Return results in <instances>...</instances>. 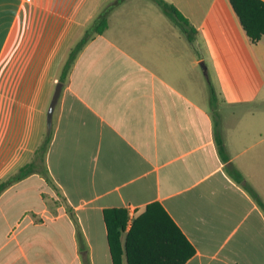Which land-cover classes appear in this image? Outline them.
Masks as SVG:
<instances>
[{
    "label": "crops",
    "instance_id": "crops-1",
    "mask_svg": "<svg viewBox=\"0 0 264 264\" xmlns=\"http://www.w3.org/2000/svg\"><path fill=\"white\" fill-rule=\"evenodd\" d=\"M110 1L0 0V183L52 128V182L36 171L0 194V264H114V209L127 213L128 264L127 233L154 203L194 252L140 219L131 250L148 264H264V34L252 44L229 0H166L195 28L189 42L153 0H125L59 81Z\"/></svg>",
    "mask_w": 264,
    "mask_h": 264
},
{
    "label": "trees",
    "instance_id": "trees-1",
    "mask_svg": "<svg viewBox=\"0 0 264 264\" xmlns=\"http://www.w3.org/2000/svg\"><path fill=\"white\" fill-rule=\"evenodd\" d=\"M125 0H112L107 3L98 15L94 18L91 25L84 32L82 37L77 41V43L73 46V48L69 51L68 56L61 68V73L59 77V81L64 82L67 78L69 70L79 53V51L83 48V46L95 35L101 34L107 27V17L110 11H112L115 7L121 4ZM163 11V13L175 24H177L187 40L189 42L193 41L195 38L196 30L195 28L188 22L186 17L171 3L166 0H153ZM235 13L237 14L239 21L252 44L258 43L262 35L264 34V1L262 0H229ZM209 104L211 109L216 110V101L217 96L213 87L209 84ZM52 128L45 133L41 143L36 148L31 161L27 162L23 166H21L15 173L9 176L6 180L0 183V194L1 192L11 185L12 183L24 178L30 173L38 171L47 182L51 183V178L48 175V170L45 166L44 158L45 153L47 151L48 143L51 139ZM215 141L217 145V149L219 155L223 160L228 159V154L226 152V147L224 145L223 138L217 134H215ZM241 175L238 174V180H240ZM246 186V185H245ZM253 194V193H252ZM259 205L264 209V204L257 199ZM104 219L107 226V235L108 241L111 248L114 264H118L119 256L122 254L121 249V232L124 230L126 221H127V213L124 210H106L104 211ZM140 219H153L154 221H164L167 223V229L169 230V234L173 235L174 232L182 238L187 246V250L184 255V259L188 258L191 254H193V247L185 240L179 229L175 226L171 218L167 215V213L163 210V208L157 204L148 205L145 208V211L137 218H135L132 222L131 228L127 233L125 239L124 250L126 254V259L128 264H148V260H144L143 258H139L137 255L136 245L133 246V251L131 250V242L134 238V224ZM75 221V218H74ZM77 237L79 243H82L80 240L81 232L77 226ZM83 249V247H82ZM86 263V261H85ZM88 264V263H87Z\"/></svg>",
    "mask_w": 264,
    "mask_h": 264
},
{
    "label": "water",
    "instance_id": "water-1",
    "mask_svg": "<svg viewBox=\"0 0 264 264\" xmlns=\"http://www.w3.org/2000/svg\"><path fill=\"white\" fill-rule=\"evenodd\" d=\"M61 87H62L61 82H58L55 86V89H54V92H53V95H52V98H51V101L49 104L48 112H47V120L49 123L51 122L53 110H54L55 104L57 102V98H58L59 92L61 90Z\"/></svg>",
    "mask_w": 264,
    "mask_h": 264
},
{
    "label": "rangeland",
    "instance_id": "rangeland-1",
    "mask_svg": "<svg viewBox=\"0 0 264 264\" xmlns=\"http://www.w3.org/2000/svg\"><path fill=\"white\" fill-rule=\"evenodd\" d=\"M180 32V31H179ZM181 37H182V34H181Z\"/></svg>",
    "mask_w": 264,
    "mask_h": 264
}]
</instances>
